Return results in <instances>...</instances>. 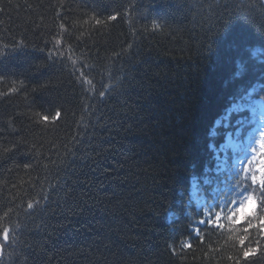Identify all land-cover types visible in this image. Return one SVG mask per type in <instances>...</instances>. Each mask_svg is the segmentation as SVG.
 <instances>
[{"label": "trees", "instance_id": "trees-1", "mask_svg": "<svg viewBox=\"0 0 264 264\" xmlns=\"http://www.w3.org/2000/svg\"><path fill=\"white\" fill-rule=\"evenodd\" d=\"M241 4L247 19L232 35L254 44L251 55L222 40L205 58L209 37L222 28L218 16L227 19ZM93 8L104 17L114 11L121 16L96 30L83 23ZM61 20L67 26L62 51L71 45L73 59L83 54L85 64L77 68L86 75L93 66L92 92L81 87L70 61L47 54ZM261 30L264 0H0V47L21 39L30 45L3 65L9 80L23 81L24 89L0 95V148L5 139L41 135L25 115L33 99L31 111L43 103L65 112L42 133L39 167L24 146L13 161L0 162V226L13 229L10 243L0 240V264H231L228 234L204 229L203 245L193 241L183 260L170 254L168 245L184 238L187 221L165 214L179 213L191 195L189 176L209 162L207 144L220 145L222 155L228 133H236L239 114L227 120L229 110L246 104L252 87L264 100ZM109 74L128 79L121 93L100 97L116 82ZM9 86L0 82V94ZM29 162L33 166L24 168ZM42 194L48 196L44 206L27 209ZM193 203L189 212L199 219Z\"/></svg>", "mask_w": 264, "mask_h": 264}, {"label": "snow or ice", "instance_id": "snow-or-ice-1", "mask_svg": "<svg viewBox=\"0 0 264 264\" xmlns=\"http://www.w3.org/2000/svg\"><path fill=\"white\" fill-rule=\"evenodd\" d=\"M60 7H64L61 2ZM225 10H228V6L225 5ZM247 9L243 4L231 9L228 12V18L225 19L224 14H220L218 19L222 24V28L213 33L209 37V43L205 45V58H209L214 54L216 47L223 40L229 43L230 47L242 49L247 55H251L248 49L254 47L251 42H240L233 37V30L238 24H242L247 19ZM87 19L83 20L85 25L95 26L96 30L101 27H106L110 22L117 21L121 13L114 11L112 14L103 16L102 12H97L95 8L90 13H85ZM160 26L158 24L153 25V29H157ZM67 32L66 23L62 20L58 22L57 35L50 38V43L53 47L48 51L49 57L53 61L57 58L70 61L72 69L77 73L78 78L81 82V87L84 84L89 85V88L85 89V92H92L91 85L92 79L88 76L92 74L93 66H87V75L85 74V68H77V65H84L85 58L83 54L73 59L74 50L71 45H68L67 51H62L64 40L63 34ZM260 39L259 43L264 45V30L258 34ZM30 48L29 43L25 39L20 41H11L0 47V82L9 83L8 90L0 95L5 97L15 93H19L24 89L23 81L16 82L9 80L6 73L3 71V65L10 56L16 54H24ZM131 48V45H129ZM43 51V49H40ZM110 80H116L115 83L109 84L104 91H99L100 97H105L106 93L108 96L113 94L121 93L123 91L124 82L128 79L127 75L121 76L118 79L109 74ZM103 87V85H102ZM37 89H33V92ZM256 88L252 87L251 90L247 91L244 99L247 101L246 104L234 105L229 110L226 116L227 120L231 119L232 115L239 114L236 119V124L239 126L236 131L242 130L246 123V117L244 115V109H249L255 116L258 106H264V100L258 99L254 96ZM37 101L33 99L32 104L28 105L29 112L25 115L30 119L32 125L35 128L41 130L40 136H33L31 140L26 137L20 139H5L3 141V147L0 148V162L7 163L13 161L14 155L18 152L21 146L27 148L24 153L26 156H31L39 167L42 163L40 157L42 155L41 149L45 146V137L43 132L51 131L53 125L58 123L65 112L62 106H53L51 108H45L43 103L38 105V111H31L33 105H36ZM88 111L91 112V105L88 106ZM51 113V114H48ZM260 119L264 121V115H261ZM14 131V129H12ZM211 131V130H210ZM4 135L0 132V136ZM220 145L215 142L207 144V153L209 155V162L215 159L216 163L214 166H209V162H206L200 167L199 173L190 174L189 181L191 184V195L187 198V201L178 205L180 208L179 213H174L173 209L165 214L166 216L183 215L187 223L184 225L182 235L183 239H180L176 243L168 245V251L170 254L176 256L178 259H184V252L186 250H193V241H199L203 245L205 240L206 232L202 229L207 230V234L211 232H217L219 235L224 236L228 234L229 239L232 241V248L235 252L234 255H229L227 260L231 264H260L264 261V130L259 132V147L261 149L259 158L255 157L256 149H252L253 159L255 164L253 165V159H246L241 161L240 167H234L231 172L224 175L225 169L228 167L227 158L221 160L218 155V149ZM73 156L75 153H71ZM19 164L13 162V168L18 167ZM32 163H24V168H31ZM9 171L8 168L4 169ZM201 185L207 186L211 189L208 194L209 198L201 195ZM215 185V187H213ZM48 196L42 194L39 200L28 201L27 209L33 210L36 207H43L41 201H47ZM195 206L198 208L195 215L200 217L196 219L189 212V209ZM5 217L9 216V212L4 213ZM17 229L20 225H16ZM175 229L173 232L175 233ZM13 235V229L11 225L0 226V240L4 241V244L10 243ZM227 241H225V245ZM210 250L220 253L224 250V247L212 248ZM4 259V248L0 245V261ZM26 260V258H25Z\"/></svg>", "mask_w": 264, "mask_h": 264}, {"label": "rangeland", "instance_id": "rangeland-1", "mask_svg": "<svg viewBox=\"0 0 264 264\" xmlns=\"http://www.w3.org/2000/svg\"><path fill=\"white\" fill-rule=\"evenodd\" d=\"M244 115L249 119L247 124L244 125L245 127L237 132V134H228L222 149L223 154L219 155L221 160L227 158L228 167L225 169L224 174H229L234 167H240L241 165L239 162L246 161V159H253V148L256 149L255 157L259 158L260 156L259 132L264 130V121H262L260 117L264 115V106L257 107L255 116H253L251 110L244 109ZM229 155L231 158H229ZM254 164L255 160L253 159V165ZM213 187H215V185ZM201 195L209 198L206 192H202Z\"/></svg>", "mask_w": 264, "mask_h": 264}, {"label": "bare ground", "instance_id": "bare-ground-1", "mask_svg": "<svg viewBox=\"0 0 264 264\" xmlns=\"http://www.w3.org/2000/svg\"><path fill=\"white\" fill-rule=\"evenodd\" d=\"M228 134H232V133H228ZM235 134H237V131H236V133ZM234 134V135H235ZM228 136V135H227ZM226 139H227V137H226ZM225 142H226V140H225ZM225 142H224V144H223V146H222V148L221 149H223V147H224V145H225ZM223 154V153H222Z\"/></svg>", "mask_w": 264, "mask_h": 264}]
</instances>
